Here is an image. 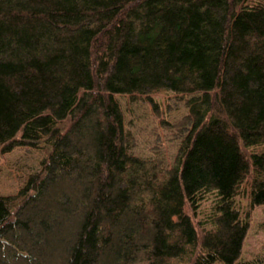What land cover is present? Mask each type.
I'll list each match as a JSON object with an SVG mask.
<instances>
[{"label":"trees","instance_id":"obj_1","mask_svg":"<svg viewBox=\"0 0 264 264\" xmlns=\"http://www.w3.org/2000/svg\"><path fill=\"white\" fill-rule=\"evenodd\" d=\"M156 91L186 108L169 159L134 153L119 101ZM16 147L42 157L0 194V264H264L236 199L264 204V0H0Z\"/></svg>","mask_w":264,"mask_h":264},{"label":"rangeland","instance_id":"obj_2","mask_svg":"<svg viewBox=\"0 0 264 264\" xmlns=\"http://www.w3.org/2000/svg\"><path fill=\"white\" fill-rule=\"evenodd\" d=\"M148 97L156 104V110L152 109L150 102L145 98L131 104L128 97H119L136 142L134 153L144 156L161 151L169 159L178 133L177 129L173 127L163 126L161 121L166 119L174 123L186 114V108L179 102L176 94L168 91H156ZM41 157L40 151L27 147H16L11 152L0 155V194H15L23 177L35 169ZM236 199L237 203L239 202L238 207L241 210L242 218L245 216L243 213L249 215L247 218L248 229L242 243L240 257V260H246L264 254V204L250 207L246 197L238 196ZM57 243L59 244V241ZM57 248L60 247L53 245L45 251L50 254L49 264L62 263L61 253Z\"/></svg>","mask_w":264,"mask_h":264}]
</instances>
